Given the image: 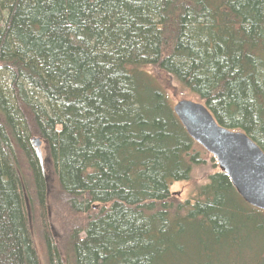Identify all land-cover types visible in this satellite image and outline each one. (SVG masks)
<instances>
[{
	"label": "trees",
	"instance_id": "trees-1",
	"mask_svg": "<svg viewBox=\"0 0 264 264\" xmlns=\"http://www.w3.org/2000/svg\"><path fill=\"white\" fill-rule=\"evenodd\" d=\"M166 80L264 150V0H0V264H264V211L220 167L172 193L215 157Z\"/></svg>",
	"mask_w": 264,
	"mask_h": 264
},
{
	"label": "water",
	"instance_id": "water-1",
	"mask_svg": "<svg viewBox=\"0 0 264 264\" xmlns=\"http://www.w3.org/2000/svg\"><path fill=\"white\" fill-rule=\"evenodd\" d=\"M173 110L189 135L217 159L239 195L264 211V150L246 133L221 126L203 103L182 99ZM33 141L41 147L40 138Z\"/></svg>",
	"mask_w": 264,
	"mask_h": 264
},
{
	"label": "rangeland",
	"instance_id": "rangeland-1",
	"mask_svg": "<svg viewBox=\"0 0 264 264\" xmlns=\"http://www.w3.org/2000/svg\"><path fill=\"white\" fill-rule=\"evenodd\" d=\"M167 86H170L172 88L170 92V96L172 97V100L174 103L182 100V99H189L188 94H183V90H179V88H174V85L172 84V81L166 80ZM173 92V93H172ZM192 100V99H190ZM195 101V100H194ZM37 148V147H36ZM38 153L41 157L42 163L44 164V171L46 173V177L48 179V189L51 191L52 187L55 184L56 177L54 174V171L52 170L48 160V153L45 144L42 142L41 147L37 148ZM205 163L203 166H199L194 170L193 176L189 181H180L175 182L171 185V191L172 193L180 198L181 200H185L188 198L195 197L197 194V191L199 187L203 184H205L208 181V177L210 174L215 171L219 166L216 158H211L208 155H205ZM212 156V155H211ZM65 209L63 207L59 206L58 199H55L51 197L49 199L48 203V210H47V220L48 225L52 232L55 234V236H59L60 233L63 232V226L66 225L67 227L70 226L69 218L67 219V216L65 215ZM33 215V218H32ZM38 213L32 212L31 213V226L32 230L35 234L36 243L38 245V248L40 252L42 251V246H40V234H39V227L37 228V225L39 224ZM71 219V218H70ZM43 256V253H42ZM45 259H42V263L45 264Z\"/></svg>",
	"mask_w": 264,
	"mask_h": 264
}]
</instances>
